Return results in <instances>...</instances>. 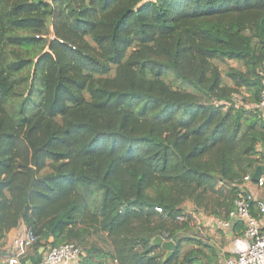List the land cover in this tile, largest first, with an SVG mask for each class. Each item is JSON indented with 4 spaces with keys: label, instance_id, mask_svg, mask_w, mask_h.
Wrapping results in <instances>:
<instances>
[{
    "label": "trees",
    "instance_id": "obj_1",
    "mask_svg": "<svg viewBox=\"0 0 264 264\" xmlns=\"http://www.w3.org/2000/svg\"><path fill=\"white\" fill-rule=\"evenodd\" d=\"M263 86L264 0H0V243L217 264L189 208L225 221L253 181Z\"/></svg>",
    "mask_w": 264,
    "mask_h": 264
},
{
    "label": "built area",
    "instance_id": "obj_2",
    "mask_svg": "<svg viewBox=\"0 0 264 264\" xmlns=\"http://www.w3.org/2000/svg\"><path fill=\"white\" fill-rule=\"evenodd\" d=\"M259 106L264 110V86L260 92ZM262 165H264V160ZM250 182V175H245L242 180V188L235 197L234 209L229 213L225 221L219 220L222 227H229L234 220L241 222L242 235L247 240V247L241 250L235 258H230L227 264H262L264 262V233L256 216L251 213L250 204L254 201L250 191L244 188V183ZM258 186L264 185V176L261 174L257 180ZM260 212H263V204L257 203ZM156 211L161 212L160 208ZM178 217V220H181ZM35 236L32 229L25 226L23 231L11 240V250L5 257L6 264H25L26 255L33 243ZM82 249L74 243H62L48 247L42 253L38 264H77L80 261Z\"/></svg>",
    "mask_w": 264,
    "mask_h": 264
},
{
    "label": "crops",
    "instance_id": "obj_3",
    "mask_svg": "<svg viewBox=\"0 0 264 264\" xmlns=\"http://www.w3.org/2000/svg\"><path fill=\"white\" fill-rule=\"evenodd\" d=\"M262 175L264 176V173ZM243 186L252 193L254 202L263 204V212H260L258 204L254 207V211L260 225V230L264 233V185L258 186L255 181H250L244 183ZM189 210L194 217L193 224L195 227L193 230L199 229L203 238L213 245L217 252V264H227L228 259L235 258L241 250L247 247V240L242 235L241 227L234 228L232 225L230 227H222L219 224V220L215 217L193 212L192 207ZM24 227V225H20L17 228L9 230L0 243V250L10 251L11 240L19 235ZM2 263H5V258L0 256V264Z\"/></svg>",
    "mask_w": 264,
    "mask_h": 264
},
{
    "label": "water",
    "instance_id": "obj_4",
    "mask_svg": "<svg viewBox=\"0 0 264 264\" xmlns=\"http://www.w3.org/2000/svg\"><path fill=\"white\" fill-rule=\"evenodd\" d=\"M39 1V0H38ZM264 173V165H259L252 173V180L257 182L260 175ZM152 243L159 245L161 250L165 252V256H169L175 248V243L171 240H164L161 236H156L152 239Z\"/></svg>",
    "mask_w": 264,
    "mask_h": 264
},
{
    "label": "rangeland",
    "instance_id": "obj_5",
    "mask_svg": "<svg viewBox=\"0 0 264 264\" xmlns=\"http://www.w3.org/2000/svg\"><path fill=\"white\" fill-rule=\"evenodd\" d=\"M232 64V63H231ZM239 99V97H237Z\"/></svg>",
    "mask_w": 264,
    "mask_h": 264
}]
</instances>
